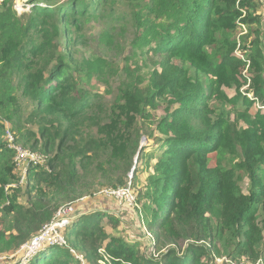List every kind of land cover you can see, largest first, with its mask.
<instances>
[{
	"label": "trees",
	"instance_id": "1",
	"mask_svg": "<svg viewBox=\"0 0 264 264\" xmlns=\"http://www.w3.org/2000/svg\"><path fill=\"white\" fill-rule=\"evenodd\" d=\"M7 1L0 0V12L6 9L0 30L8 28L3 19L11 12L14 19ZM122 1L136 8L135 20L159 17L169 7L177 14L166 12L170 20L144 41L151 42L147 51L158 59L148 83L123 89L108 110L100 95L84 87L87 79L102 76L103 62L79 63L72 50L83 41V28L111 15ZM26 4L30 8L16 21L18 30L14 25L12 32L3 33L0 80L16 78L29 113L23 118L20 103L10 97L14 108L4 117L23 148L49 157L22 177L12 163L14 153L0 142V255L19 251L55 220L61 207L86 196L82 174L103 155L109 172L123 165L130 172L131 154L138 148L131 133L137 118L150 119L148 110L167 96L154 129L161 153L149 184L135 200L158 259L142 257L136 245L107 234L103 220L114 229L118 219L98 211L74 217L61 228L65 246L42 247L27 264H80L75 255L96 264L100 248L112 258L111 264H215L212 251L220 253L216 244L229 259L264 261V113L255 107H264V19L255 16L259 0ZM237 22L251 28L238 47L248 55L245 62L234 56L236 44L225 38L235 32ZM218 40L228 49H217ZM173 60L186 67L171 64ZM241 77L252 99L239 93ZM232 87L235 95L228 97L223 90ZM226 105L233 119L225 114ZM245 182L246 192L240 186ZM127 186L120 176L111 188Z\"/></svg>",
	"mask_w": 264,
	"mask_h": 264
},
{
	"label": "rangeland",
	"instance_id": "2",
	"mask_svg": "<svg viewBox=\"0 0 264 264\" xmlns=\"http://www.w3.org/2000/svg\"><path fill=\"white\" fill-rule=\"evenodd\" d=\"M26 3L27 0L7 1L6 7L10 8V11H13L14 19L12 12L8 18L3 19L4 22L9 23V26L8 28L0 30V40L3 39V33H5L6 36V33L13 31L14 25H16V29L18 30V24L16 21L19 20L21 14H27L30 8ZM259 4L260 6L256 10L255 16L260 15L264 19V0H259ZM5 10L6 9L0 12V15H3ZM135 10V7L129 5L126 1H122L111 15L104 17L98 22H92L83 28V41L76 44L72 50L74 59L79 63L82 60H100L103 62L102 76L100 78L93 76L90 79H87L84 87L91 94L100 95L102 97L101 104L106 106L108 110L116 101H118L123 89L131 88L134 85L143 87L148 83L149 77L155 71L152 63L157 62L158 59L154 58L152 54L147 51L151 42L148 45H145L144 41H149L154 37L158 33L159 25H162L164 21L170 20V18L165 15L166 12L177 14V11L174 8L169 7L168 10L161 13L159 17L158 15H154L144 19L143 16H138L135 20V17L132 14ZM20 24L21 21L19 25ZM249 28L250 27L247 25H242L237 22L235 32L232 34L228 33L225 36V38L229 39L231 43L236 44L233 52L234 56L237 57L236 54H238L239 56H242L244 60L248 55L241 54L238 47L242 44V37L249 35ZM253 39L254 36H250V41ZM4 41L5 39L0 42V47ZM219 41L220 40L215 44L217 49H228V47H225ZM171 64L183 68L186 67L185 63L177 60L171 61ZM2 71L3 69L0 67V73ZM244 74L245 72L242 73V75ZM239 81L241 83L239 93L245 95L247 87L242 83V77ZM5 82L6 83L0 80V142L5 143L6 145L5 133L7 129L11 132V125L9 121L5 119L4 114L6 111L14 108L8 98L12 97L13 99L18 100L23 118L29 113V104L28 101L21 96V92L17 88L16 78ZM223 91L228 97H232L235 95L236 89L232 87V89H224ZM248 98L252 99L251 96H248ZM167 100V96L161 97L157 100L158 107L154 110H148L151 114L150 119L137 118L138 121L131 132L134 136L132 138L138 141V148L131 154V171H126L125 165H123L117 171L114 170L113 172H109V166L105 163L107 156L103 155L100 161L95 162L88 171H85L83 172L84 174H82L81 191L85 190L86 196H83L81 200L73 203L71 205L72 211L66 213L59 218L58 221L56 219L54 223L57 222L58 226H62L63 223L73 216L89 215L98 211L108 212L118 219V225L113 229L107 224L106 219L103 220V226L105 227L107 234L121 239L129 245H136L139 254L142 257H151L154 260L158 259V255L155 253L154 246H152L151 243V237L143 226V221L140 220V205L135 204V200L137 201L136 197L139 195V192L149 184L153 176L152 165L156 162V159L161 153L159 149L160 142L156 139L158 135L154 129L155 124L164 115V107ZM224 112L225 114H230V118L233 119L231 109L228 105L224 107ZM241 125L243 126V124ZM32 129L33 131H36L35 127ZM88 130L95 133V128ZM135 135L139 136V138ZM15 140L17 145L21 146L18 138H15ZM3 162L4 160L1 161L0 165H2ZM12 163L23 177L24 173L22 169L17 167L14 163V156ZM96 166H100L101 168ZM120 176L124 177V181L128 186L125 188H117L120 191L119 196L105 195V191H109L108 189H114L111 188V186L116 184L117 178ZM19 185H23L22 180L19 182ZM240 186L241 189L246 192V182ZM11 187L14 186L12 185ZM123 191L125 194L124 196H122ZM89 194H92V196ZM21 197L23 199L26 198L25 195ZM133 198L134 201L132 202ZM64 211L66 212V210ZM1 219L2 217L0 216V230L3 227ZM3 222L5 223V226H7L9 222L8 217H4ZM40 235L42 237V246L38 250L42 247H47L51 243H58L59 239H61L60 237H62V232L59 227L54 228L53 226V229H51L48 226L43 229ZM184 245V242L180 243V247H183ZM216 247L219 249L220 253L217 255L215 254V251H212V256H216V260H220L217 264H245L243 259L227 258V254L222 250L219 244H216ZM30 249L31 245H27L24 246L20 252L17 251L13 254L9 253L6 255H0V264H27L31 255L30 251H28ZM100 250L103 249L100 248L98 251ZM75 257L81 261L80 264H87L83 261L81 255H75ZM107 259L111 264L113 261L112 258L109 257ZM98 260H101L102 264L106 263L103 258H99Z\"/></svg>",
	"mask_w": 264,
	"mask_h": 264
},
{
	"label": "built area",
	"instance_id": "3",
	"mask_svg": "<svg viewBox=\"0 0 264 264\" xmlns=\"http://www.w3.org/2000/svg\"><path fill=\"white\" fill-rule=\"evenodd\" d=\"M237 57L242 60L243 62H245L246 60L243 59L242 56H239L238 54H236ZM248 62H247V67H248ZM247 87V85H245ZM248 89V88H247ZM247 91V90H246ZM247 97V93L245 94ZM256 108H259L260 110H262V112L264 113V107H261L259 104L256 105ZM5 141H6V145H7V148L9 150H11L13 153H14V163L16 164L17 167H20L23 171V173L25 174L26 173V170L28 168H31V167H36V166H43L46 164V162L48 161V156L47 155H43V154H39L37 152H32L28 149H25L19 145H17L16 143V140L13 136V134L7 129L6 133H5ZM24 176V175H23ZM109 191H105L104 194L107 195V196H119L120 195V191L119 189H108ZM124 191H123V195L124 196ZM134 201V198L132 199V202ZM66 210V212L64 211ZM72 211V208H71V205H68V206H63L61 207L58 212L56 213L55 215V220L57 219V221L59 220V218H61L62 216H64L66 213L68 212H71ZM74 217V216H73ZM70 218L69 220H67L65 223L62 224V226H58L57 222L54 223V221L48 225H46L44 228H47L48 226L53 229V226L54 228H64L66 225H68L70 223V221L73 219ZM67 223V224H66ZM65 224V225H64ZM43 228V229H44ZM43 229L41 230V232L43 231ZM41 232L35 237L33 238L29 243H27L26 245H23L19 252L21 251V249L24 247V246H27V245H31V249L28 250L30 251V259L33 257V255L35 254V252L42 246L41 242H42V237H41ZM61 239H59L58 243H51L49 244L50 246H58V247H63L65 246V242H64V239H63V236L60 237ZM98 254H100L101 258H103L105 260V264H110L108 259L109 256L103 251V250H100L98 251ZM105 254V255H104ZM106 256V257H105ZM29 259V261H30ZM217 258H214V262L215 264L219 263L218 261L220 260H216ZM79 260V259H78ZM80 261V260H79ZM81 262V261H80ZM28 263V262H27ZM245 263V262H244ZM96 264H102L101 260H98L96 262ZM241 264V263H240ZM247 264V263H245ZM254 264H263V261H257L255 262Z\"/></svg>",
	"mask_w": 264,
	"mask_h": 264
},
{
	"label": "water",
	"instance_id": "4",
	"mask_svg": "<svg viewBox=\"0 0 264 264\" xmlns=\"http://www.w3.org/2000/svg\"><path fill=\"white\" fill-rule=\"evenodd\" d=\"M132 172H133V169H132Z\"/></svg>",
	"mask_w": 264,
	"mask_h": 264
}]
</instances>
